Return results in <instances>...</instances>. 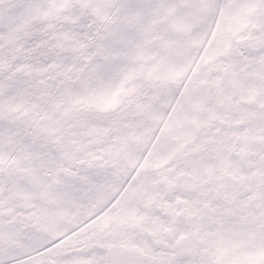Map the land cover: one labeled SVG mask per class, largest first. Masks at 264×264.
Here are the masks:
<instances>
[{
  "label": "trees",
  "instance_id": "obj_1",
  "mask_svg": "<svg viewBox=\"0 0 264 264\" xmlns=\"http://www.w3.org/2000/svg\"><path fill=\"white\" fill-rule=\"evenodd\" d=\"M253 1L260 26L264 0ZM218 4L0 0V148L23 146L32 160L29 174L40 159L51 162L46 174L35 175H45L42 184L55 190L50 176L61 174L67 216L76 187L84 198L90 174L103 167V173L108 168L106 174L127 178L126 159L145 141L144 132L157 128L156 118L210 31ZM168 165L167 152L146 165L147 174L167 175Z\"/></svg>",
  "mask_w": 264,
  "mask_h": 264
},
{
  "label": "flooded vegetation",
  "instance_id": "obj_2",
  "mask_svg": "<svg viewBox=\"0 0 264 264\" xmlns=\"http://www.w3.org/2000/svg\"><path fill=\"white\" fill-rule=\"evenodd\" d=\"M212 59H219L215 73L211 70L209 62ZM228 60V54L224 56L223 53L211 57L201 67L202 77L191 80V84L185 88L181 102L191 103L187 114L202 121V125L187 129L188 135L182 139L176 136L175 131L178 129L173 131L167 175L145 177L146 181H137L136 184L144 189L143 193L128 197L119 206L116 204L105 211L104 206L110 199V192L116 187L117 181L109 182L108 178L103 177L105 180L99 185H94L93 180L98 177L88 176L90 184L86 200L75 198L73 201V264H126L128 237L138 243L137 239L142 236L144 230H155L158 235V231L163 232L164 228L168 234L165 238L160 235L163 246L151 247V252L157 264H171L173 239L170 236L177 228L216 232L222 230V224L219 222L221 216L230 215L232 228L238 232L250 229L255 222L261 225L258 230L264 231V142L255 141L254 128L247 115L253 109L245 106L248 100L242 87L244 83L239 80L237 74L238 54L231 58L230 62ZM205 70L209 71L208 77L204 75ZM245 83L248 86L250 84L247 81ZM187 88L191 89L190 93ZM243 98L245 100H241ZM240 112L245 114L241 117ZM239 118L245 121L239 122ZM228 120H232L231 123ZM223 125L231 126L234 130L246 127L247 146L238 141L234 142L235 144L228 141V148L222 149L226 146L223 144L224 139L229 138L226 135L221 136ZM223 151L229 161L238 162L236 179L228 180L233 186L226 183L222 191L213 193L201 188L199 190L196 182L199 181L202 185L201 179L206 178V174H223L217 160V157L223 155ZM210 165L214 166L213 170ZM42 178L45 177L18 174L11 175L8 179L12 187L17 183H33L30 185L32 190L25 184L21 185L25 189L24 194L31 192L33 195L41 193L37 183ZM55 179H61V176H55ZM143 183L144 185H141ZM218 194L219 200L215 203L208 202V197L218 198ZM105 195L103 203L95 201L97 197ZM81 204L83 207H80ZM124 205H129V210L134 213L133 219H125L127 209L122 207ZM107 212L110 217L105 215ZM160 214L162 216L159 217ZM227 219L229 220L228 217ZM99 223H104L105 227L99 229ZM194 242L198 244L201 239H194ZM206 242V239H202L201 244ZM153 244L151 242V245ZM178 246L182 250L181 257L193 254L192 250L186 248V241H180ZM97 255L102 256L98 258Z\"/></svg>",
  "mask_w": 264,
  "mask_h": 264
},
{
  "label": "rangeland",
  "instance_id": "obj_3",
  "mask_svg": "<svg viewBox=\"0 0 264 264\" xmlns=\"http://www.w3.org/2000/svg\"><path fill=\"white\" fill-rule=\"evenodd\" d=\"M217 7L218 10L216 11V16H218V18H216L215 16L214 23L208 34L209 40L211 39L212 48L208 49V52L204 54L203 56L204 60L205 61L210 60L211 55L213 53L215 54L223 53L225 49L226 39H228L230 42L235 39L234 36L240 38L239 42L236 39V41L238 42L237 49L239 50L237 64L240 71H244V75L242 78V82L244 84H242L243 85L242 87L244 88V92L246 94L245 98L247 97L246 99L248 100L245 102L248 105L245 104V106L248 107L249 109H253L254 112L260 114V115H256V117L262 120V122L260 120L258 121L254 120L252 122V127L254 128L256 142L263 143L264 132H263L262 123H264V100L259 97L264 96V21L260 28L253 29L254 34L252 37L253 39L252 41L251 38H248L249 35L247 33H249L250 31L249 20L253 19V16L256 14L257 11L255 9V1L224 0L223 2V0H219V4L217 5ZM221 7H223L222 10ZM112 15H113L112 12H110L106 20H108ZM192 42L193 41H189L188 43L191 46H193V43L195 42L193 43ZM180 43L182 44H178L179 51L182 48H184L183 42ZM255 46H256V53L254 50ZM191 48L193 49L194 47ZM251 51L253 53H251ZM236 55H237V51L235 53V56ZM184 68L186 67L183 66L182 69ZM249 68H252V70H249ZM256 68H261L262 71L256 73L255 71ZM187 71L188 69H186V72ZM191 71L192 70H190V72ZM194 75L196 76V78L202 76L203 75L202 70L197 69L194 72ZM204 75L208 77L209 71L205 70ZM247 76H249L251 79L255 78L254 80L256 85L249 84V86H251L252 88H250L243 81V79ZM186 90L188 91V93H190L191 89L187 88ZM180 92L181 90L179 91L178 95L176 96V99L174 100V102L171 103V105L170 102L165 101L166 102L165 108L169 106L170 107L168 109L167 115L164 118L160 116L156 118L158 124L161 123L159 128L156 129L155 127L150 126V128L147 130L143 129L144 131L145 130L148 131V132L143 131L145 133V137H144L145 141H141L136 146L135 149L136 152L134 153V155L126 159L127 161L126 169L129 170L130 172L133 171L132 177L140 173V171H142L146 165H148L151 161H153V159H156L158 156L160 157L162 154H166L168 152L170 157L171 151L169 150V148H170V143L173 142V140L171 139L173 136L172 127H174L175 130L178 129V131L177 130L175 131L176 136L177 138L182 139L183 137H186L188 135L186 134L187 129L195 128L198 126L200 127L202 125V121L196 120L187 114L188 108L191 105L189 101H185L184 103H182L181 100L177 101ZM245 98L241 100H245ZM169 101H171V98L169 99ZM239 105H241V101L239 102ZM239 114L242 117L245 114V112H240ZM241 121H245V119L239 118V122ZM230 127L228 126L225 127L223 125V127L220 130V132L222 133L221 134L222 137H224L225 135L229 137L224 139L223 144H225L226 146H223L222 149L228 148V141L232 142V144H235L234 142L238 141L241 144L247 146L248 133L246 134V127H244L241 130H234L231 129ZM175 139L176 138L174 137V140ZM141 151L143 152L141 153ZM22 154H23L22 157L20 159H17L15 154L14 156H12L11 154L7 153L5 150L0 148L1 172L7 171L11 175L16 172L24 171L27 172L28 175L29 166L28 165L25 166L26 162L24 160H27L29 156L28 153H26L25 151H23ZM217 160H219L220 164L218 165L221 168V172H223V174L218 175V173L214 172V174H212V176L210 177L216 178L217 176V181H221V182L224 181V176L229 178V180L234 178L236 179V173H238V168H237L238 162L229 161L227 159L225 151H223V155L217 157ZM213 167L214 166L212 165L211 166L212 170ZM100 174L101 175L103 174V168H101ZM132 177L127 180L126 186L121 190V192L115 198V201H117V206H119L120 203L127 200L128 197H136L140 193L144 192V189L140 187V185L138 184L134 185L132 188H131L132 186L131 184L128 186V184L132 180ZM141 179L142 178H137L138 181H140ZM141 185H144V183ZM15 186L17 188H21L17 184H15ZM223 187L224 184L223 186L219 185L215 188L216 191L219 192L223 190ZM1 190L2 189H0V197H1ZM3 190H7V189L4 188ZM117 192L118 190L116 191V187H115L114 189L111 190L110 194L112 193L115 195ZM29 193L30 195L27 193H25V195L22 194L11 195V198L15 200H19L22 203L18 206L16 205V207L20 208L22 211L20 210V212L17 215H15L12 219H8L9 218L8 215L12 213L14 207L8 210L7 209V207L9 206L8 201H4V202L0 201V263L12 261L16 259V257L18 256L29 254L33 250L45 245L50 241L58 240L64 235L60 227L56 229L46 227L45 223L53 220L55 218V213L51 209H47L46 200L43 194L38 196V199L42 201V206H39L38 204H33L35 206V209L32 210L29 197H33L34 194L31 195V192ZM219 197H220L219 194H218V198L210 196L208 197V202L211 201L215 203L217 200H219ZM105 199H106V195L97 197L95 201L101 204L105 201ZM137 199L139 200V198ZM122 207L127 209V214H125V219L126 220L133 219L134 213L129 210L130 209L129 205H124ZM105 215L110 217L108 212ZM59 217L64 218V215L60 213ZM4 218H6V220H4ZM111 219L115 220V218H111ZM207 221L209 220L207 219ZM97 227L99 229H102L105 227V224L99 223ZM254 228L260 229L261 225L255 222L253 225V229ZM253 229L250 230V234L252 237L249 234L243 236L241 238L242 242H239L238 244H234L235 246L231 252L227 251L226 253L222 254V248L227 250L233 245H231L228 248H225L221 245L220 252L216 257L217 264H264V240L263 242H257L256 238L253 236ZM205 231L210 232L206 229ZM229 231L233 236V240L235 241V236L237 235L236 230L234 228H229ZM217 236H218L217 232H215V235H213L212 237H215L216 239ZM137 241L139 244H145V242L141 240L140 236L138 237ZM140 250L143 251L146 256H149V253L144 245H141ZM102 255H97V257L99 258ZM198 259L199 258L197 257L195 261H197ZM126 263L136 264L135 262L130 261V258L128 256H126ZM62 264H71V263H69V261L66 260L63 261ZM101 264H105V263H101Z\"/></svg>",
  "mask_w": 264,
  "mask_h": 264
}]
</instances>
